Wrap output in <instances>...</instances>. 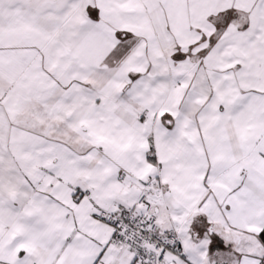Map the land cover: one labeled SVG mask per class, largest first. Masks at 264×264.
<instances>
[{
	"label": "snow or ice",
	"instance_id": "1",
	"mask_svg": "<svg viewBox=\"0 0 264 264\" xmlns=\"http://www.w3.org/2000/svg\"><path fill=\"white\" fill-rule=\"evenodd\" d=\"M0 264H264V0H0Z\"/></svg>",
	"mask_w": 264,
	"mask_h": 264
}]
</instances>
